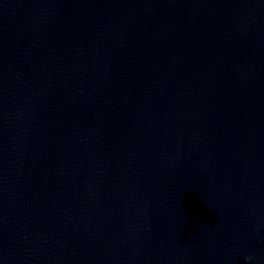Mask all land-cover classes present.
Returning <instances> with one entry per match:
<instances>
[{
	"label": "water",
	"instance_id": "water-1",
	"mask_svg": "<svg viewBox=\"0 0 264 264\" xmlns=\"http://www.w3.org/2000/svg\"><path fill=\"white\" fill-rule=\"evenodd\" d=\"M0 264H264V0H0Z\"/></svg>",
	"mask_w": 264,
	"mask_h": 264
}]
</instances>
